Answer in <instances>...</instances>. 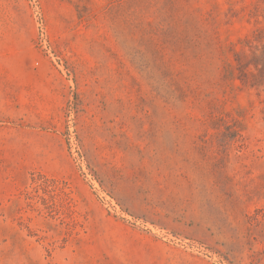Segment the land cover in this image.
I'll return each mask as SVG.
<instances>
[{
  "label": "rangeland",
  "instance_id": "374dc122",
  "mask_svg": "<svg viewBox=\"0 0 264 264\" xmlns=\"http://www.w3.org/2000/svg\"><path fill=\"white\" fill-rule=\"evenodd\" d=\"M0 264H264V0H0Z\"/></svg>",
  "mask_w": 264,
  "mask_h": 264
}]
</instances>
